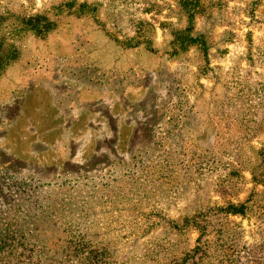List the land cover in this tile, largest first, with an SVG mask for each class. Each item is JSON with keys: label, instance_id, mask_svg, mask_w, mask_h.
I'll list each match as a JSON object with an SVG mask.
<instances>
[{"label": "rangeland", "instance_id": "obj_1", "mask_svg": "<svg viewBox=\"0 0 264 264\" xmlns=\"http://www.w3.org/2000/svg\"><path fill=\"white\" fill-rule=\"evenodd\" d=\"M138 1L0 0V264H264V0Z\"/></svg>", "mask_w": 264, "mask_h": 264}, {"label": "trees", "instance_id": "obj_2", "mask_svg": "<svg viewBox=\"0 0 264 264\" xmlns=\"http://www.w3.org/2000/svg\"><path fill=\"white\" fill-rule=\"evenodd\" d=\"M157 1L158 0H139L138 2H140L143 5V10L147 13L159 7L158 4H155L157 3ZM172 1H175V5L177 6V8L185 12L188 19L190 21H193L196 18L205 19V20L211 19L212 17L211 8L215 5L216 0H172ZM79 7H80V10H87L90 12L92 11L95 12L96 9H98V8H93L87 5H80ZM163 7L164 6H160V8H163ZM141 22L143 23V21ZM33 27L34 29H36L37 27H40L42 29L47 30L49 28V25L42 24L40 26L34 25ZM40 28L39 30H41ZM189 41L191 42V44L194 43V40L189 39ZM5 64H6V60L3 59L2 55H0V69ZM85 259H87L88 261V257H81V256L78 257L79 264H87V262L84 261Z\"/></svg>", "mask_w": 264, "mask_h": 264}]
</instances>
